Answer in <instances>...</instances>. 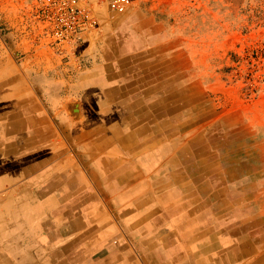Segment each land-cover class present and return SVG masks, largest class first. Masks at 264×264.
Listing matches in <instances>:
<instances>
[{
	"label": "crops",
	"instance_id": "crops-1",
	"mask_svg": "<svg viewBox=\"0 0 264 264\" xmlns=\"http://www.w3.org/2000/svg\"><path fill=\"white\" fill-rule=\"evenodd\" d=\"M86 1L108 3L109 0ZM19 3L20 0H0V23L9 27L13 25L12 6ZM136 3V8L146 11H130L122 17L124 24L147 23L156 28L159 23L156 7L159 5L155 0H136ZM124 24L117 30L115 38L117 34L123 39L127 34L132 39H139L141 34L149 41L162 38L155 30H126ZM12 40L16 41L13 31L0 37V264L40 263L44 235L42 223L47 214L43 205L52 194L43 192L42 169H32L28 158L34 159L33 153L38 155L50 146L55 156L46 167L54 163L59 165L60 140L78 166L73 176L87 188V195L83 198L85 210L77 214L84 216V228L91 233L89 240L105 228H111L137 258L138 248L129 240L126 229L151 227L161 232L163 242L169 246L168 257L172 259L179 255L177 264H197L204 247L211 251L208 263L235 264V246L216 238L217 246L215 241H212L215 246L210 242L205 244L202 233L211 228L215 229L210 232L213 235L223 233L226 225L221 219L216 220V216H220L217 211L229 205L228 229L245 228L243 238L256 248L244 260L249 264L259 260L264 262V173L257 165H264V159L253 156V150L259 147L253 146L251 138L247 137L249 129H232L226 122L230 115L237 112L244 116L245 111L237 110L221 117L213 99L214 81L203 79L200 74L204 65L194 53L188 52L187 46L173 49L163 48L161 44L159 49L135 46L121 50L109 48L106 44V47L86 54L88 64L82 70L67 73L55 70L54 61L41 57L39 52L30 51L28 47L24 48V56L20 54V58L11 47ZM12 58L20 72H13ZM156 71L164 89L159 90L158 96H152L154 82L141 79H145L148 72L154 74ZM161 95L180 103L176 108L182 126L172 131L164 150L158 144L150 149L155 172L162 170L165 176L149 181V192L145 195H135L124 203H130L134 209L130 211L132 215H152L153 223L147 226L142 222H139L141 225L127 224L121 217L123 203L117 201L120 197L118 191H123L125 186L116 179L113 187L120 183L118 189L111 187L108 191L107 187L104 188V178H108L96 177L93 171L96 164L92 165L86 158L89 152L79 146V137L107 136L108 133L104 132L113 120L133 118L135 104ZM134 130L135 127H131L125 134L134 135ZM75 136L76 143L72 141ZM196 140L207 156L205 166L200 159L193 160V157H199L193 150L190 161L182 162L177 157L178 152L186 151V146ZM88 150L97 156H106L110 151L111 158L113 156L117 162L115 166L127 169L143 165L147 158L136 154L130 163L114 145L109 149L100 146ZM228 152L232 153L230 157ZM162 155L170 159L164 163V169H161ZM190 168H201L198 172L201 178L191 175ZM231 169L234 175H229ZM236 172L238 175L235 176ZM130 184L137 183L132 181ZM237 186L244 187L243 193H235ZM62 189L63 184H60L57 190ZM81 191L80 185H76L67 195L77 198ZM209 193L213 198L225 199L224 204L213 208L219 204L213 198L207 200ZM92 200L96 209L91 207ZM95 214L105 216L103 226L88 222L87 217ZM118 239L110 236L109 242L98 247L101 252L97 256H108L116 250Z\"/></svg>",
	"mask_w": 264,
	"mask_h": 264
},
{
	"label": "bare ground",
	"instance_id": "bare-ground-1",
	"mask_svg": "<svg viewBox=\"0 0 264 264\" xmlns=\"http://www.w3.org/2000/svg\"><path fill=\"white\" fill-rule=\"evenodd\" d=\"M124 27L126 30L128 28L129 30L134 29L135 31H144L142 29V24H124ZM103 39L111 41L108 46L113 49L119 48L123 50V48L135 46H145L144 48L154 49L162 48L161 39L153 38L149 41V39H146L141 34L139 39H132V37L128 34L126 39L121 38L118 34L115 39L110 38V36H104ZM154 74L152 72H148L146 78L141 79V81L149 83L152 80L155 84V88L151 90V95L158 96L159 90L164 89V85H160L159 83L158 72L156 71ZM137 79L138 77L136 80ZM146 96H148V94ZM167 98H165L164 95H161L151 101L147 100L145 103L140 101L139 104H135V116L133 118L128 117L126 119L113 120L111 122L112 124H108L105 132L103 131L104 133H108L107 136L85 135L83 137H79V146L85 147V149H87L86 151L89 152V154L86 153L87 157L84 153L82 155L85 156L89 162L92 163V165L94 163L96 164L95 167L93 166V171L96 177L99 179L107 176L106 178H108L106 180L104 178V188L107 187L106 190H111L110 188L116 183V179H120L119 182H122V185L125 186L123 191H118L120 197L117 201L123 203V207L120 209L123 213L121 217H123L127 224L137 223L138 225H141L143 223L147 226V224L153 223V217H151L152 215H132L133 213H130V211L134 209H131L130 203L128 205L124 203L130 201L135 195H145L149 192L147 187V183L149 181L165 176L164 172H161L162 170L155 172L152 160H150L152 158V156H150V149L154 145L158 144L161 149L164 150L168 145V139L171 137L172 131L182 126V118L176 108L180 103L178 104L176 102H172V100ZM131 127H135L134 135L131 133L125 134V131ZM33 138L35 140L37 139V137ZM76 140V136L72 137V141L74 143H76ZM60 144L61 147L59 155H61V159L59 165L54 163L53 166L50 165L46 167L48 164L52 163L55 156V152L50 146H46L47 149L38 155L33 153L34 159L30 157L28 158V161H31L32 169H42L41 175H44V178L41 179L43 181V192L45 194H52L51 197H48V199L45 200L43 205L47 208L44 209L47 214H45L42 223L44 235L41 241V260L39 264H177L179 255H175L176 257H172V259L168 257L169 255L167 252L169 250V246H166L167 244L163 242L161 232L154 231L150 229L151 227L142 228L139 226L136 229H126V235L129 240L132 243L134 242L136 248H138V251L136 252L138 255L137 258L135 257L136 255L134 256L132 249L119 240L121 237H118L119 239L117 238V231H114L111 228H105V230L100 231L98 236L89 240L88 236L91 233L89 234V230L84 228V216L77 214L78 212L85 210L83 198L87 195V188L73 176L75 169L78 166L74 161V157L68 154L65 144L61 140ZM198 144L199 142L196 140L195 142L187 145L186 151L182 150L181 152H178V159L182 162L190 161L192 159L191 150H193V153H197L199 155V157H193V160L200 159L202 165L205 166L207 156L204 154V150L199 148L200 144ZM112 145L118 147L128 157L130 163L133 161V156L136 154L137 156L144 155L147 157L146 162L138 167L134 166L127 169L115 166L117 162L113 156L111 158L110 151H108V155L106 156H97L95 152L88 150L100 146L107 147V149H109ZM215 155L218 156L217 153H215ZM227 155L230 157L232 153L228 152ZM160 160L162 162L161 169H164V163L168 162L170 159L166 158V155H162ZM200 169L201 168H190L191 175L200 177V173H198L200 172ZM232 170L233 169L229 171V175H234ZM236 175H238V172L235 173V176ZM132 181L137 184L131 186L130 183H132ZM60 184H63V189L58 191L57 189ZM119 184L120 183H117L114 187L118 189ZM76 185H80V188L82 189L80 195H78L77 198L72 196L69 197L67 194L71 192ZM114 187L112 189H115ZM242 191H244L243 186H237L235 189L236 194H241L243 193ZM229 194L232 198V189ZM207 196V200H211L213 198V194L209 193ZM213 199H215V202L219 204L217 206L214 205L213 208H219L225 202V199L222 200V198L214 197ZM90 202L91 207H95V201L92 200ZM227 202H229V200ZM96 208L97 207L94 209ZM230 208L232 207L230 206ZM218 210L219 211L217 212L220 216H216V220L221 219L222 223H225L226 228L223 233H219V236L210 233L214 228H211L206 232H202L204 243H213L212 241H215V238L219 241L224 240L226 242H230L233 246H235V253L233 254L236 259L235 264H249L244 260V257L250 254L251 251L254 252L256 248H252L249 242L243 238L245 237L246 229H228V215L231 212L229 205H225ZM104 217L105 216L95 214L88 216L87 220L93 226H103V222L105 221ZM139 222L142 223L139 224ZM175 234L176 232L174 235ZM110 236L118 239L116 241V250L111 252V254L109 253L108 256L107 254L97 256V254L101 252L99 251V248L105 242L110 241ZM215 244L217 246L216 241ZM215 244L213 243V246H215ZM207 248L204 247V249L201 250L202 256L197 264H212L207 262L209 261L207 259L209 254L211 255V251L209 250L210 248ZM209 257L211 258V256ZM253 264H264V262L259 260Z\"/></svg>",
	"mask_w": 264,
	"mask_h": 264
},
{
	"label": "rangeland",
	"instance_id": "rangeland-1",
	"mask_svg": "<svg viewBox=\"0 0 264 264\" xmlns=\"http://www.w3.org/2000/svg\"><path fill=\"white\" fill-rule=\"evenodd\" d=\"M28 1L20 0L19 4L12 6L14 23L9 27L1 22L0 37L13 31L16 41L12 40L11 47L17 56L22 58L24 48L28 47L30 51L39 52L41 57L54 61L55 70L67 73L82 70L88 64L86 54L90 50L97 51L111 43L103 41L104 36L115 39L117 30L126 23L122 17L130 11H146L135 7L136 0H131L130 7L121 15L110 13L107 1L89 3L80 0L97 17L98 25L84 36L78 60H74L54 54L43 40L30 36L23 20ZM155 2L159 5L156 7L159 23L155 29L152 24L144 23L142 29L145 32L155 30L161 35L163 48L187 46L188 52L200 59L204 65L200 75L209 82L214 81L213 99L221 117L233 111H245L244 116L237 112L230 115L226 122L232 129H249L247 137L251 138L253 146L259 147L253 150V156L264 159V0ZM10 61L13 72H20L15 60L12 58ZM257 165L263 170L264 165Z\"/></svg>",
	"mask_w": 264,
	"mask_h": 264
},
{
	"label": "built area",
	"instance_id": "built-area-1",
	"mask_svg": "<svg viewBox=\"0 0 264 264\" xmlns=\"http://www.w3.org/2000/svg\"><path fill=\"white\" fill-rule=\"evenodd\" d=\"M130 5L131 0H109L107 9L121 15ZM23 20L31 37L43 40L54 54L74 60L84 36L98 25L97 17L80 0H29Z\"/></svg>",
	"mask_w": 264,
	"mask_h": 264
}]
</instances>
